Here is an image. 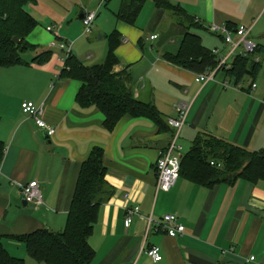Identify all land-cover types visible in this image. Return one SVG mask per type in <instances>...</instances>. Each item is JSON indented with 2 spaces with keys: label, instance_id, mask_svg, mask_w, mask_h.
<instances>
[{
  "label": "crops",
  "instance_id": "1",
  "mask_svg": "<svg viewBox=\"0 0 264 264\" xmlns=\"http://www.w3.org/2000/svg\"><path fill=\"white\" fill-rule=\"evenodd\" d=\"M169 1L198 21L201 27L190 32L208 49H226L221 36L209 31L211 23L251 27L250 37L262 49L254 80L244 77L233 87L235 81L219 70L212 80L196 81L197 73L165 60V53L178 51L187 29L153 0L146 1L134 24L116 19L121 0H34L26 5L36 21L27 42L45 46L52 55L43 64L33 63L43 52L36 53V47L33 56L22 59L27 64L0 67L14 69L5 76L0 70V242L25 264L41 263L16 237L64 229L81 166L94 148L103 152L105 180L113 194L100 206L88 239L94 251L90 264H253L247 261L251 255L264 263V180L238 179L206 188L179 177L170 190L157 191L155 162L173 130L130 115L108 129L96 106L77 102L81 82L60 76L65 60L60 43L71 44V54L92 66L104 60L107 36L116 31L114 71H129L134 96L154 103L164 122L176 116L175 103L189 105L179 145L209 133L248 150L264 148V0ZM92 9L98 10L96 19L91 32L83 34L80 15ZM23 101L43 107V119L55 128L52 136L45 137L34 119L22 113ZM32 180L39 184L42 202L24 204L19 185ZM135 206L140 215L134 214L126 227L127 210ZM165 214L178 217L183 234L170 237L156 226ZM146 218L152 220L148 233ZM152 245L160 247L158 262L146 253Z\"/></svg>",
  "mask_w": 264,
  "mask_h": 264
},
{
  "label": "trees",
  "instance_id": "2",
  "mask_svg": "<svg viewBox=\"0 0 264 264\" xmlns=\"http://www.w3.org/2000/svg\"><path fill=\"white\" fill-rule=\"evenodd\" d=\"M107 1V0H105ZM147 0H121L115 13L117 20L134 24ZM34 0H0V67L9 68L27 64L21 55L35 50L37 46L27 42L26 36L35 28V19L25 7ZM155 6L171 13L176 21L187 29L176 53H165L168 62L202 73L214 69L217 56L206 48L200 36L190 32L201 27L198 21L179 5L169 0H153ZM233 28L232 24H227ZM13 38L18 39L14 42ZM108 49L102 62L92 66L80 63L72 54L65 60L60 76L78 79L81 82L77 102L81 106L94 105L105 117V124L112 129L124 115L147 117L159 129L169 128L152 102H144L134 96L128 70L114 71L117 58L114 54L119 42L113 31L107 36ZM260 45L256 53L260 55ZM51 51H43L31 62L43 64L51 58ZM260 61L253 55L235 57L229 68H222L235 86L244 77L251 80L259 73ZM219 71V70H218ZM4 151L0 141V161ZM106 167L103 152L94 148L82 164L62 231L39 229L16 237L27 254L41 264H90L94 251L88 243L98 217L100 206L113 194V188L105 180ZM179 177L206 188L218 184H233L238 179L251 183L264 180V148L248 150L209 133H199L180 159ZM0 264H25L22 258L8 253L0 242Z\"/></svg>",
  "mask_w": 264,
  "mask_h": 264
},
{
  "label": "built area",
  "instance_id": "3",
  "mask_svg": "<svg viewBox=\"0 0 264 264\" xmlns=\"http://www.w3.org/2000/svg\"><path fill=\"white\" fill-rule=\"evenodd\" d=\"M100 1L102 4L105 0ZM97 11V9H92L84 12L83 17L81 18L83 34L91 32L97 16ZM47 29L50 30L51 28L47 27ZM208 29L210 32L221 36L223 43L226 45V49L224 51H220L218 48L211 49L213 54L217 56V65L214 69L196 74V81L203 82L212 80L214 74L218 70L229 68L237 56L245 57L247 55H253L254 60L259 61L260 55L256 53L258 44L250 37L251 27L238 24L234 28H228L227 24L218 25L216 23H211ZM156 37L157 35H152L150 38L154 39ZM59 47L65 51L64 59L66 60L71 55V44L62 42L59 44ZM223 85L226 87L228 86V83L224 82ZM252 86L254 87V84H252ZM173 109L176 116L166 119V124L173 130L171 141L166 148L159 151L158 158L155 162L156 178L154 185L157 191L170 190L179 178L182 147L176 142V140L179 136L180 129L185 124L189 105L185 102H177L173 105ZM21 110L25 116L33 118L36 126L45 132V134L52 136L55 133V128L43 119L44 111L41 105H37L32 101H23L21 103ZM19 188L21 195L27 202L33 204L42 202L41 191L36 180L21 183ZM134 214L140 215L138 206L127 210L124 219V225L126 227L130 225ZM145 220L147 224L146 232L148 233L152 220L150 218H146ZM156 226L163 229L170 237L181 235L185 230L184 225L179 222L178 217L174 214H165L161 221L156 223ZM146 253L154 262H158L162 259L161 250L158 246H149L146 249ZM247 261L253 264H264L263 262L256 261L255 257L252 255L248 257Z\"/></svg>",
  "mask_w": 264,
  "mask_h": 264
},
{
  "label": "rangeland",
  "instance_id": "4",
  "mask_svg": "<svg viewBox=\"0 0 264 264\" xmlns=\"http://www.w3.org/2000/svg\"><path fill=\"white\" fill-rule=\"evenodd\" d=\"M101 10H103V9H101ZM92 30V29H91ZM48 48H46L45 46H38L37 47V49H36V53L37 52H41V51H45V50H47ZM31 56H33V53L32 52H26V53H24L23 55H22V59L23 60H28L29 59V57H31ZM15 66H18V65H15ZM0 70H3V74H2V76H5L6 74H8L9 72H14V69H7V71L5 70V69H0ZM11 70H13V71H11ZM12 74V73H11ZM193 141V140H192ZM191 140H187V139H184L183 140V142H184V144H180L181 146H182V153H186L188 150H189V148H190V145H191V142H192ZM31 260V259H30ZM33 261V260H32ZM31 261V262H32ZM34 262V261H33ZM33 264H37V263H33Z\"/></svg>",
  "mask_w": 264,
  "mask_h": 264
},
{
  "label": "water",
  "instance_id": "5",
  "mask_svg": "<svg viewBox=\"0 0 264 264\" xmlns=\"http://www.w3.org/2000/svg\"><path fill=\"white\" fill-rule=\"evenodd\" d=\"M80 17H83V14H81V15H80ZM13 41H14V42H18V39H16V38H13ZM45 137H48V135H47V134H45ZM23 203H24V204H26V203H27V201L24 199V200H23Z\"/></svg>",
  "mask_w": 264,
  "mask_h": 264
}]
</instances>
